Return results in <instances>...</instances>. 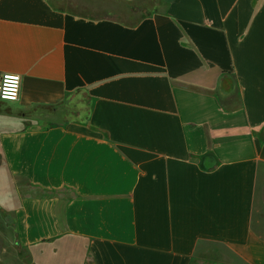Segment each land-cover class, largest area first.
<instances>
[{
    "label": "crops",
    "instance_id": "obj_1",
    "mask_svg": "<svg viewBox=\"0 0 264 264\" xmlns=\"http://www.w3.org/2000/svg\"><path fill=\"white\" fill-rule=\"evenodd\" d=\"M129 13L0 0V264H264V0Z\"/></svg>",
    "mask_w": 264,
    "mask_h": 264
},
{
    "label": "rangeland",
    "instance_id": "obj_2",
    "mask_svg": "<svg viewBox=\"0 0 264 264\" xmlns=\"http://www.w3.org/2000/svg\"><path fill=\"white\" fill-rule=\"evenodd\" d=\"M51 3L59 8L64 9L66 11H70L72 13L78 14H88L92 16H110L115 19H119L122 21H135V18L130 16L129 10L137 9V4L141 2V0L136 1L133 4H123L119 3L118 0H49ZM7 105L12 103L4 102ZM78 108L80 105H76L75 103L69 104L65 106L64 112L60 113L59 119H73L76 115ZM42 109L37 110L36 112H41ZM55 120V119H54Z\"/></svg>",
    "mask_w": 264,
    "mask_h": 264
},
{
    "label": "clouds",
    "instance_id": "obj_3",
    "mask_svg": "<svg viewBox=\"0 0 264 264\" xmlns=\"http://www.w3.org/2000/svg\"><path fill=\"white\" fill-rule=\"evenodd\" d=\"M5 85L6 89L3 94V99H16V91L18 88V84L20 81V77L18 75L5 74ZM10 82H14L13 89L10 91Z\"/></svg>",
    "mask_w": 264,
    "mask_h": 264
},
{
    "label": "built area",
    "instance_id": "obj_4",
    "mask_svg": "<svg viewBox=\"0 0 264 264\" xmlns=\"http://www.w3.org/2000/svg\"><path fill=\"white\" fill-rule=\"evenodd\" d=\"M11 75H16V74H11ZM20 77V81H19V84H18V88H17V91H16V99L12 100V99H3V94H4V91L6 89V85H5V74L1 75L0 76V101L1 102H10V103H15V102H18L20 97H21V93H22V83H23V79L20 75H18Z\"/></svg>",
    "mask_w": 264,
    "mask_h": 264
},
{
    "label": "snow or ice",
    "instance_id": "obj_5",
    "mask_svg": "<svg viewBox=\"0 0 264 264\" xmlns=\"http://www.w3.org/2000/svg\"><path fill=\"white\" fill-rule=\"evenodd\" d=\"M14 82H10V91L13 89Z\"/></svg>",
    "mask_w": 264,
    "mask_h": 264
}]
</instances>
